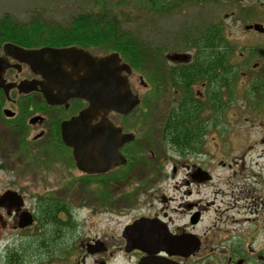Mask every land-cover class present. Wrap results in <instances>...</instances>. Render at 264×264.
<instances>
[{
  "label": "flooded vegetation",
  "instance_id": "af4514ba",
  "mask_svg": "<svg viewBox=\"0 0 264 264\" xmlns=\"http://www.w3.org/2000/svg\"><path fill=\"white\" fill-rule=\"evenodd\" d=\"M241 6L246 13L223 16L234 17L238 30L224 22L205 27L200 41H185L168 53L182 54L183 60H168L153 48L149 74L121 73L139 103L127 114L109 109L93 114L76 130L68 122L89 102L73 97L64 80L34 72L0 45L6 64L0 76V170L12 178L0 192V264H108L117 254L127 257L124 264L147 257L178 264H264V0ZM207 29L211 33L202 41ZM51 46H73L98 58L117 53L88 43ZM82 58L50 62L75 80L83 75ZM249 71L256 73L254 87L246 84ZM155 96L168 98L166 120L159 125L142 121L150 117L145 103ZM76 143L79 151L95 152L91 170L77 164ZM178 166L180 186L166 189V195L154 189L161 178L173 181ZM222 167L235 174L248 170L263 184L212 186V172ZM121 182L125 185L118 186ZM155 202L163 207L155 209ZM94 208L109 218L136 212L116 248L90 236ZM138 221L143 224L134 234ZM158 227L173 240L167 252L127 244L129 236H148Z\"/></svg>",
  "mask_w": 264,
  "mask_h": 264
},
{
  "label": "rangeland",
  "instance_id": "374dc122",
  "mask_svg": "<svg viewBox=\"0 0 264 264\" xmlns=\"http://www.w3.org/2000/svg\"><path fill=\"white\" fill-rule=\"evenodd\" d=\"M0 0V18L4 14L12 16L20 22H37V25L54 24L57 27L66 28L69 26L71 20L86 16V15H101L104 11L112 13L119 20V30L122 34H129L130 37L140 41L146 47L148 55L155 53L158 50L160 55L173 52L177 47H182L186 41H193L197 39L200 31L205 27H212L216 24H223L232 30H238L234 27V17L224 19V15H230L231 11H243L247 1L250 0ZM257 11V10H256ZM246 13V10L243 11ZM250 14L256 16L257 12L252 9ZM42 27V26H40ZM210 30H205L201 33L202 41L208 40ZM227 34V33H226ZM200 41V40H199ZM107 42H109L107 40ZM254 47L256 46V42ZM160 48V49H158ZM152 49V50H151ZM136 56H138L136 54ZM160 57V56H159ZM161 59V58H159ZM147 60V66L153 68L155 62ZM138 58L131 61L135 65L133 73L137 76L139 69L137 67ZM165 66V63L161 62ZM145 68V67H144ZM147 68V67H146ZM143 73V72H142ZM251 76L246 84L254 87L257 84L255 80V71H249ZM243 83V81H241ZM261 84V80H258ZM246 84L244 86H246ZM134 86H138L136 78ZM240 92V91H239ZM167 97L155 96L150 99L145 105L150 107V117L142 121L145 123H155L159 125L166 120L167 114ZM144 115V114H143ZM246 117L247 114L243 113ZM241 116V115H240ZM244 125V119L239 117V127ZM244 127V126H243ZM240 151V149H239ZM244 151V149H243ZM243 153L240 151V154ZM237 155H240L238 152ZM232 156L234 153L231 154ZM174 159V160H173ZM173 160L177 163V157L173 156ZM231 156L223 157L222 162L227 164ZM251 154L245 156V161L249 163ZM179 168V173L176 178L169 181L166 178L159 179L154 183V189H164L162 194L166 195V189H174V186H180L178 182L182 178V170ZM7 170L14 169L6 168ZM15 173L19 174V169H15ZM215 171V172H214ZM212 172V186H218L226 189L227 186L239 187H259L263 182L260 178L252 176L248 170L243 172L238 170L237 174L233 170L215 168ZM0 170V192L3 191L2 184L11 181L10 176L6 177ZM145 173H142V175ZM146 175V174H145ZM255 177V178H252ZM258 182H257V180ZM125 185V182L119 183L118 186ZM120 189L116 187L113 189L119 192ZM180 189V188H178ZM209 189V188H205ZM214 189V188H213ZM244 189V188H239ZM96 189H94L95 191ZM96 206V205H95ZM155 209H161L163 206L158 202L154 204ZM153 207V208H154ZM97 208V207H96ZM93 213V227L90 231L91 237L103 239L110 247L116 248L118 237L121 230L129 219L137 215L136 212H131L124 217L99 215L94 208ZM113 248V249H114ZM115 250V249H114ZM127 262V257L123 254H117L110 259L108 264H124Z\"/></svg>",
  "mask_w": 264,
  "mask_h": 264
},
{
  "label": "water",
  "instance_id": "95a60500",
  "mask_svg": "<svg viewBox=\"0 0 264 264\" xmlns=\"http://www.w3.org/2000/svg\"><path fill=\"white\" fill-rule=\"evenodd\" d=\"M4 52L10 53L14 57L26 61L31 68L41 74L55 76V80L65 81V88L72 90V96L85 99L89 102V107L83 111L77 118L68 122L69 128L74 130L81 128V123L87 121L93 114H97L106 109L113 110L119 113L127 114L137 103L138 99L134 96L128 86L125 76L120 74L121 71L129 72L127 65H119L118 58L115 54L105 56L103 58H93L88 55H83L82 69L83 75L75 80L65 78L68 76L63 70L62 66L56 64L55 61L61 60L64 64H68L74 56L81 57L80 50L75 48L67 49H53L42 48L33 51H26L11 44L4 45ZM167 58L172 60H183L184 56L181 54L168 55ZM5 65L0 60V73L4 70ZM59 76H62L60 79ZM73 79V78H72ZM67 128L63 127V131ZM70 138V137H65ZM90 145V144H89ZM76 148L74 150V157L77 164L82 170H89L95 162V152L79 151L78 144H73ZM92 147L100 146L92 144ZM91 170V169H90ZM10 196V194H9ZM142 224L135 223L136 228ZM158 227L151 235L136 238L131 236L127 240V244L136 248L138 243H146L157 247L158 250H168V245L173 243V240L166 236L164 230ZM137 264H175L166 259L157 257H147L141 259Z\"/></svg>",
  "mask_w": 264,
  "mask_h": 264
},
{
  "label": "trees",
  "instance_id": "16d2710c",
  "mask_svg": "<svg viewBox=\"0 0 264 264\" xmlns=\"http://www.w3.org/2000/svg\"><path fill=\"white\" fill-rule=\"evenodd\" d=\"M37 22H20L8 14L0 18V43L13 42L25 46L80 44L90 41L104 50L118 51L128 61L141 57L147 51L143 44L119 30V20L110 12L86 15L71 20L66 28L54 24L37 25ZM42 26V27H40ZM107 40L109 42H107ZM198 40V39H196ZM130 53L131 56H128ZM142 53L139 57V54ZM136 54L138 56H136ZM142 55V56H143ZM131 60V61H132ZM132 67H135L132 64ZM143 64L137 61L138 69ZM181 121L182 117L175 118Z\"/></svg>",
  "mask_w": 264,
  "mask_h": 264
}]
</instances>
